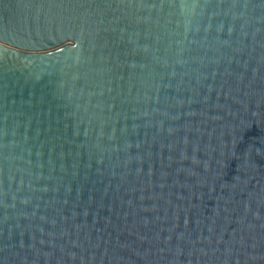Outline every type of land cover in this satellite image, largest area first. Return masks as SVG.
I'll list each match as a JSON object with an SVG mask.
<instances>
[{
  "label": "water",
  "instance_id": "95a60500",
  "mask_svg": "<svg viewBox=\"0 0 264 264\" xmlns=\"http://www.w3.org/2000/svg\"><path fill=\"white\" fill-rule=\"evenodd\" d=\"M0 264H264V0H0Z\"/></svg>",
  "mask_w": 264,
  "mask_h": 264
},
{
  "label": "clouds",
  "instance_id": "9594fccd",
  "mask_svg": "<svg viewBox=\"0 0 264 264\" xmlns=\"http://www.w3.org/2000/svg\"><path fill=\"white\" fill-rule=\"evenodd\" d=\"M181 13L183 15H192L193 14V10L182 8Z\"/></svg>",
  "mask_w": 264,
  "mask_h": 264
}]
</instances>
